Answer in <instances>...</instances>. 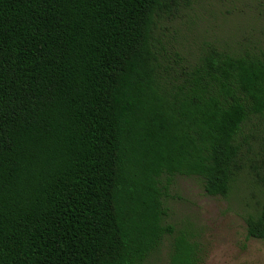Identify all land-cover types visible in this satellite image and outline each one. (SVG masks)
<instances>
[{"label": "trees", "instance_id": "trees-1", "mask_svg": "<svg viewBox=\"0 0 264 264\" xmlns=\"http://www.w3.org/2000/svg\"><path fill=\"white\" fill-rule=\"evenodd\" d=\"M193 0H0V264H170L198 249L167 223L177 176L264 191V49L192 62L164 26ZM171 49V48H170ZM264 241V204L246 220Z\"/></svg>", "mask_w": 264, "mask_h": 264}, {"label": "rangeland", "instance_id": "rangeland-1", "mask_svg": "<svg viewBox=\"0 0 264 264\" xmlns=\"http://www.w3.org/2000/svg\"><path fill=\"white\" fill-rule=\"evenodd\" d=\"M162 39L186 62L212 46L233 53L264 49V0H193L165 24ZM241 138L250 150L246 161L260 154L264 117L247 124ZM263 204L264 191L247 171L226 199L208 196L198 178L177 176L165 200L167 223L197 245L198 264H264V241L249 238L246 223ZM171 254L168 240L147 264H170Z\"/></svg>", "mask_w": 264, "mask_h": 264}]
</instances>
